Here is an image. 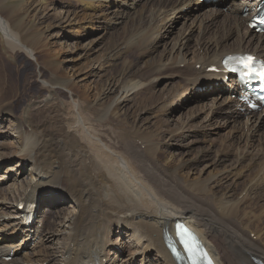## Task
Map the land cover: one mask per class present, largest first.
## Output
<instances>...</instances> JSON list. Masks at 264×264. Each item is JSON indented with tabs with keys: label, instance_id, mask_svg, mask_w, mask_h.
I'll return each mask as SVG.
<instances>
[{
	"label": "bare ground",
	"instance_id": "6f19581e",
	"mask_svg": "<svg viewBox=\"0 0 264 264\" xmlns=\"http://www.w3.org/2000/svg\"><path fill=\"white\" fill-rule=\"evenodd\" d=\"M8 1L0 0V45L11 51L4 58L13 61L18 57L30 59L29 66L35 70L33 81L38 84V92L26 99L21 117L13 116L12 99L17 97V92L8 84L7 63L0 57V120L8 122L9 119V130L0 145L4 150L2 154L6 151L13 162L9 170L12 175L6 178V182L12 184L5 192H0V197L7 194L0 199V264H153V261L154 264H175L167 242L168 237L175 236L177 222L198 235L214 264H264V229L254 228L249 217L239 216L244 215L241 214V206L251 200L253 207L248 216L254 217L260 225L264 223V190L260 194L256 189H264V153L260 152L263 147L259 149L262 145L252 148V143L260 142L258 133L261 130L254 129L258 122H264V111H243L237 99H230L239 91L235 79L231 78L224 89H218L223 75L208 72L211 66L221 69L220 61L228 54L250 52L264 61V34H257L260 36L257 38L246 28L254 9L262 0H155L146 19L143 11L150 2L145 0L141 8L126 18L128 32L124 31L121 42V47L126 50L143 47L139 54L141 66L126 58L120 64L121 70L108 76L101 85L93 84L94 79L91 80L93 83L87 82V76H76L83 65L77 69L72 67L71 72L63 67L60 55L65 53V44L61 40L50 43L53 36L49 35V30L53 26L46 18L55 14L49 15L50 11L53 12L46 6L49 0H13L21 6L19 11H13ZM74 1L81 5L85 13L81 14L82 19L87 18L89 23L103 3L97 0ZM104 1L110 9H116L121 4L132 11L137 5V0ZM184 9L189 11L190 16H185L182 25L189 18L192 20L190 28L179 34L170 49L160 51L158 41L169 37L161 33L165 28L163 22L173 19ZM246 13L249 16L246 17ZM77 15L64 13L63 21H70V17L74 20ZM61 19L60 15L57 20ZM103 19L106 27L109 24L120 25L124 21L119 15ZM170 34H173L172 30ZM195 34L200 35L201 42L196 43L192 52L188 42ZM138 36L143 44L138 43ZM191 52L193 56L189 59ZM110 58L111 55L107 57L108 60ZM179 66L183 68L179 69ZM168 68L173 69L178 74L177 78L184 79V82L180 81L172 90L166 104L179 98L181 92L189 88L186 82L192 90L204 87L218 91L214 92L210 106H204L200 96L192 97L191 102L198 105L188 108L189 115L182 116L178 121L172 120L169 115L165 118L152 115V125H146L148 132L142 136L138 133L140 127H134L138 114L133 112L134 119L128 123V109L123 111L122 107L130 95L144 93L154 79L162 76V70L165 72ZM153 98L151 94L149 98L135 101L138 113L146 112L145 103ZM171 104L169 102V106ZM205 109L210 110L209 113L224 114L222 121L230 126L229 131L236 133L239 130V135L219 142V151L224 157L213 158V163L224 167L218 170L214 167V172L204 176L201 171L196 174L193 165L206 157L209 147L200 149L189 160L190 157H184L187 152L175 155L169 150L165 153L163 149L168 148H163L166 145L160 139L174 140L175 136L191 129H198L201 134V129H212L215 124H212V119H207V114L203 121H197L198 114ZM119 116H124L127 121L125 132L118 133L111 125L103 128L105 122L117 124L115 117ZM147 120L146 117L139 122ZM204 136L205 141L210 143L208 138L212 137L208 133ZM211 141L209 146L214 140ZM245 160L250 173H253L252 178H248L251 187L240 193L231 185L228 190L224 189L221 182L223 170L234 168L236 172H232L231 176L240 178L244 171H239L238 166ZM24 161L29 164L24 166ZM214 165L210 164L207 168ZM17 167L26 170V180H20ZM253 180L256 183H252ZM42 191L50 195L41 196ZM200 195L216 199L220 209H206L203 203L207 202H199ZM56 202L59 206L68 207L57 231L63 244L56 242L53 244L56 246L54 252L40 251L20 261L14 255V244L16 249H20L14 234L21 237L22 243L31 240L41 245L45 240L49 241L48 237H52V241L54 234L48 232L45 223V214L48 213L44 212L46 205H56ZM29 203L37 204L36 208L39 211L42 209L43 216L36 209L34 220L26 227L22 222ZM20 204L24 205L23 210L18 208ZM5 218L10 220L5 221ZM8 229L11 232L2 234ZM251 235L256 239H252ZM119 243L121 246L125 243L123 247H126L128 255L124 258L114 247ZM88 245L96 247L87 250ZM10 253L13 258L7 261Z\"/></svg>",
	"mask_w": 264,
	"mask_h": 264
},
{
	"label": "rangeland",
	"instance_id": "374dc122",
	"mask_svg": "<svg viewBox=\"0 0 264 264\" xmlns=\"http://www.w3.org/2000/svg\"><path fill=\"white\" fill-rule=\"evenodd\" d=\"M49 1H50L51 5H49L50 4L49 3V4H46V6H48V8L50 10H53V12L51 13V11H50V13L49 12L48 13H49V15L55 14V15H52V16H49L46 18V21L50 22L53 26L49 30V35L55 37L54 39H53V37H50V43L55 42V40H61V42H63L65 44L66 48H65L64 52L66 54L63 53L60 55V61L63 63V67H65V69L67 68L69 72H71L72 67L77 69L81 65H83L82 70L81 71L78 70L76 76L77 77L78 76L79 77L87 76L86 80H89L87 82L93 83L95 81L93 84L101 85V84L105 83V81L108 79V76H111L114 72L117 74V72H119V69L121 70L120 64L126 58H127L126 60H130L132 62L138 63V65L141 66V60H139V57H140L139 54L142 51L141 49H143V47L141 49L140 48L137 49L135 47L133 49L126 50L125 47H121V42L123 39L124 31H125V33L128 32L127 28H125L126 24H129L127 22L128 19H126V18L130 17L132 15L131 13H133V11L137 10V8H141V5H144L145 0H137L136 1V3H137L136 8L132 11L129 10L130 8H125L124 6H121V4H120V7L116 8V9L115 8L110 9V8H107L105 6L104 0H97L100 4H101V2H103L101 4L102 6L100 5L101 11L99 10L96 14H94V16H92L93 21L91 23H89L90 21L87 20V18H84V20L82 19L83 16H81V14H85V13H83V11L81 9V5H78L76 1L70 0L69 3L65 0H63V1H61V0H49ZM122 1L123 0H121L119 2H122ZM148 2H150V5H148L147 9L143 11V12H145V13H143V17L145 19L149 13L150 6L155 3V0H148ZM7 4L9 6L11 5L10 7H12L13 11H19L20 9H22V8H20L21 6L16 5L13 0H9L7 2ZM115 10H116V12H115ZM69 12L76 13L78 15H77V17L74 18V20H71L72 17H70V19H69L70 21H66V20L63 21L64 17H65V16H63V14L69 13ZM188 12L189 11L186 9L181 10L178 12V14L175 15V17L173 19L168 18L166 22L165 21L163 22V25L165 26V28L163 29V31H161V33H162V35L164 34V35L169 36V37H164L163 40L159 39L160 41H158L159 42L158 49L160 51H163L164 48L170 49L173 42H175V40L179 37V34L181 35V34L185 33L184 30L186 28H188V29L190 28V24H191L192 20L191 19L189 20V18H187L188 20L185 22V25H182V22L184 23V21H185V16H190V14H188ZM46 13H47V11H46ZM223 13H225V10L223 11ZM43 14H45V12ZM57 14H58V17L56 16ZM60 15L62 18L61 21L57 20V18H59ZM111 15H112V17L119 15L120 17H123L124 21L121 22L120 25L119 24H114V25L109 24L110 26L106 27L103 18H106V17L108 18V16H111ZM190 18H192V17H190ZM56 21L58 22L57 24H56ZM78 27H79V29L77 30ZM149 27H150V25H148L147 28H145V29L148 30ZM180 27H181V30L179 32ZM171 30H172L173 34H170ZM194 32H196V28L194 29ZM252 35L257 37V38L260 37V36H257L255 34H252ZM262 36H264V35H262ZM130 38H131V36H129V39ZM136 38L139 41L138 43L143 44L141 42V40H139L140 36H138ZM189 42H188V48L192 52H194L196 43L201 42L200 35L199 34L192 35ZM119 50H121L122 52H120ZM8 52H11L10 49H8L7 47H5L3 45H0V57L3 60H5V63H7V65L5 67L7 69V76H8V80H9L8 84H11L13 89L17 92V97L12 99V104H13L12 106L14 108L13 112L15 113V114L13 113V116L21 117V115H20L21 108L25 104L26 99L30 95H33L36 92H38L37 91L38 90V84H36L33 81L36 73H34L35 72L34 68L29 66V63L31 62L30 59H28L27 57H20V58L18 57L15 61L10 60L8 58H6L7 59L6 60L4 58V55L8 54ZM192 52L189 54L190 56L188 55L189 59H191L193 56ZM116 53H117V55L115 56ZM86 55H87V57L83 58V56H86ZM110 55L112 58H110L108 60L107 57ZM84 59L86 60L85 63L83 62ZM90 60H91V62H90ZM87 62H89V63H87ZM181 68H183V66H179V69H181ZM161 73H162L161 74L162 76L161 77L159 76L157 79H154V81L150 85L151 87H149V88H151V89H149V88H148V90L145 89L144 93H143V91L140 92V95H139V93H138V95H130L131 97L128 99V101H126L127 103L124 104L125 108L122 107L123 111L128 109V112H129L128 117H127L128 123H131L132 119H134L133 118L134 114L135 115L138 114L137 121H136L134 127L135 126L140 127V130L138 133L142 136H144V134L148 132L147 126L152 125L151 124V122L153 121L152 115L158 114L160 117H164V118L166 115H169L170 117H172L171 118L172 120L178 121V119L182 118V116H188L189 115L190 110L188 108L198 105V104L191 102L192 97L197 98L200 96L201 99L204 100V106H210L211 99L215 95L214 92L217 93V91L215 89H214L215 91L211 90V89H205V88H202V89L196 88V89L192 90V88H190L191 85H188L186 82V85L189 86L190 89L188 88V89H186L187 91L185 90V91L181 92V95L178 96L179 98L169 101L172 103L169 106V102H168V104H166V103H167V100H169V97L171 96L170 94L172 93V90L179 84L180 81L184 82V79L177 78L178 74L171 68L166 69L165 72L162 70ZM99 76H101V77H99ZM91 80H93V82ZM99 81H101V82H99ZM153 86H154V88H153ZM202 93H203V95H202ZM151 94H153L154 98L152 99L151 102L145 103V110H147L149 113L147 111L138 113L136 106H134L135 101H139L141 99L144 100V98L146 99L147 97L149 98ZM143 95H145V96H143ZM219 100H221V98H219ZM200 103H202V102H200ZM160 106L161 107L163 106L162 109H160ZM135 111L137 113H135ZM133 112H134V114H132ZM209 112H210V110L205 109L204 112L200 111V114H198V116L194 115V117L197 116V121L199 123L205 119V115L207 114V116H208L207 119H212V124L213 123L215 124V126L208 131L201 129L200 131H202L203 134L199 133L198 129H194V130L191 129L190 131L182 132V134L175 136L174 140H170L169 138H167V140H164L163 138L160 139V142L162 144L166 145L163 148H168L167 150L163 149V151L165 153H167V151H169V150L174 151L175 155L178 153L183 154V152H187L184 154V157L185 156L190 157L189 160L192 159V156L198 154V151L200 149L203 150V149H206L209 147V150L206 151V152H208L205 155L206 159L204 158L203 160H199L198 162L195 163V165H193L194 166L193 168L195 169L194 172L196 174H198L199 171H201V173L204 172L205 173L204 176L209 175L210 172H214V170H215L214 167H216L217 170H218V168L220 169L221 167H224V165H221V166L219 165L217 167L216 164L214 165V163H213L214 160L216 159L215 157H218L221 159H223V157H224V156H221V152L219 151L220 150L218 147L219 142L223 141V139L225 141V140H229V138H232L233 136L236 137L239 135V130H237L236 133L235 132L233 133V131H229L230 126L228 127V124H225V122L222 121V117H224V114L221 115L218 112H213L214 113L213 114L212 112L211 113H209ZM91 113L94 114V112H91ZM118 115H121V114H118ZM123 117L124 116H122V118L120 116L115 117V121L117 122V124H115L113 122H107V123L105 122L103 128L107 129L108 126L111 125L113 128L116 129L117 132L118 131L125 132L128 128H127V125L125 124V122H127V121ZM146 117L148 120L145 121V123H142L144 121V118H146ZM2 118H4V117H2ZM128 118H130V119H128ZM7 120H8V122H2V120H0V144L1 145H2L1 142H3L2 141L3 137L5 135H7V132H8L7 130H9L7 127L9 125V119H7ZM139 121H142V122H139ZM261 121L257 123V126L254 129V130H257L258 132L261 130V132H259V133L257 132L259 134L260 142L257 141L255 143H252V148H255L256 146H258V144L262 145V146H259V149H261L263 147L260 150V152L262 154V153H264V142H263L264 138L261 139V136L264 137V122L261 123ZM10 130H12V129H10ZM120 132H118V133H120ZM204 133H208L209 137H212V138H208L210 143L205 141ZM119 138H120V135H119V137H117V139H119ZM211 139H213L214 141H213L212 146H209L212 142ZM216 139H218V140H216ZM156 141H158V138ZM262 142H263V144H261ZM1 145H0V151H1V154H0V192H5L12 184V182H10V181L6 182L7 181L6 178H7V176L10 177L12 175V173L10 174L11 171H9V170L12 169L13 162H11L10 158H8V155H6V151H5V154H2L4 152V150H3ZM240 146L243 147L244 145H240ZM216 150H218V151H216ZM253 150H255V149H253ZM189 155H191V156H189ZM213 158H215V159H213ZM246 159H248V158L246 157ZM26 162L24 163V166H27L29 164L28 161H26ZM210 164H213L214 166L213 167L211 166V168H207ZM229 166L230 165L228 163L227 167H229ZM246 166L248 167V161H246V160L242 161L239 164L238 170L244 171V173H242L240 178H238V177L234 178L231 176V173L235 171L234 168L223 170V173H222L223 180H221V182H222L223 187H225L224 189L228 190L230 187L231 188L236 187L237 191L240 193L241 190L246 189V187L250 186V184H248V182H249L248 180L252 178L253 173H250L251 170L249 169V167L247 168ZM245 167L247 168V170L245 169ZM16 172L19 173L18 177L20 178L21 181L26 180V176H25L26 170L25 169H22L21 167H17ZM23 173H24V175H23ZM234 181L236 182V185H232V183ZM252 183H256V181H254ZM262 186H264V184ZM256 189L258 190V191L257 190L256 191L259 192L260 194H261V190H264V189H259V187H256ZM6 195L7 194L2 195L0 197V199H3V197H5ZM44 195L49 196L50 193L49 192L45 193L42 191L41 196H44ZM199 198H200L199 202H201V203L207 202V203H203L204 207L207 206L206 209L216 211V209H220V207H221L219 202L215 201L216 199L215 200L211 199L205 195H200ZM1 201L2 200H0V203H1ZM250 201L246 205L241 206V208H242L241 214H244V215H239V216L240 217L244 216L245 218L249 217L251 219V223H252L254 228L257 227L260 230L264 229V227H263L264 223H263V225H260L258 223V220L256 221V219L254 217H252L250 215L248 216L249 210L252 209V207H253L252 204H250L251 203ZM254 201L259 202V201H257L256 198H254ZM212 203H214L215 205ZM212 205H214V206H212ZM219 205H220V207H218ZM248 206L249 207L251 206V207L249 208ZM45 207L47 209L44 213H48V214H45V219H46L45 223L47 224V229H48V232H50V235L54 234L53 240L51 241V239H50L52 237H48L49 241L45 240L43 242V244H41V245H37V244H35L34 241H31V240L27 241L25 243H22L23 240H21V237H19V236L16 237V235L14 234V236L17 240L16 244L20 245V249H16V245L14 244V247H15L14 255L16 254L20 261H22L24 258H26L28 256L29 257L31 255L33 256L35 253H39L40 251H42L43 253L54 252V248L56 247L54 245L56 244V242L59 245H61V243H62L61 241H63L61 239L62 236L59 237V232H57V231H58V226H59L60 222L63 220V218L66 216V214L68 212V210H66V209H68V207L61 205V204L59 206L58 202H56V205L48 204ZM246 207H248V208H246ZM254 208H257V207H254ZM39 212H40L39 215L43 216L41 214V213H43L42 209H40ZM5 221H7V219H5ZM256 224H258V225H256ZM8 232H11V230L8 229V230L4 231L2 234L7 235ZM254 237L255 236L251 235L252 239H256V237L255 238ZM125 243H126V239H125ZM125 243L122 246L120 245V243H119V246H115V248L119 252L122 253V255H123L122 258H124L125 256L128 255V252H126V247H123L125 245ZM94 247H96V246H94V245L89 246L88 245L87 250H90V249L92 250ZM124 249H125V251H124ZM9 255H12V254H9ZM10 259H11V257H10ZM56 264H58V263H56ZM137 264H139V263H137ZM153 264H154V261H153Z\"/></svg>",
	"mask_w": 264,
	"mask_h": 264
},
{
	"label": "snow or ice",
	"instance_id": "6c2138e0",
	"mask_svg": "<svg viewBox=\"0 0 264 264\" xmlns=\"http://www.w3.org/2000/svg\"><path fill=\"white\" fill-rule=\"evenodd\" d=\"M249 60H251V58H249ZM262 75H264V74H262ZM189 251H191V249H189Z\"/></svg>",
	"mask_w": 264,
	"mask_h": 264
}]
</instances>
